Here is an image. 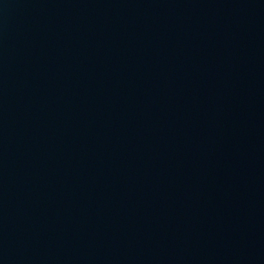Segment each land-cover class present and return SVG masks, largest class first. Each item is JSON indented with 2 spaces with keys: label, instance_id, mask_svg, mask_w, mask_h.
Returning <instances> with one entry per match:
<instances>
[{
  "label": "water",
  "instance_id": "95a60500",
  "mask_svg": "<svg viewBox=\"0 0 264 264\" xmlns=\"http://www.w3.org/2000/svg\"><path fill=\"white\" fill-rule=\"evenodd\" d=\"M148 0H0V222L69 134Z\"/></svg>",
  "mask_w": 264,
  "mask_h": 264
}]
</instances>
